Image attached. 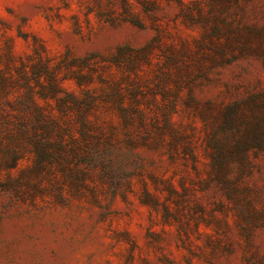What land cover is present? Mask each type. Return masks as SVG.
Segmentation results:
<instances>
[{"label": "rangeland", "instance_id": "1", "mask_svg": "<svg viewBox=\"0 0 264 264\" xmlns=\"http://www.w3.org/2000/svg\"><path fill=\"white\" fill-rule=\"evenodd\" d=\"M0 264H264V0H0Z\"/></svg>", "mask_w": 264, "mask_h": 264}]
</instances>
